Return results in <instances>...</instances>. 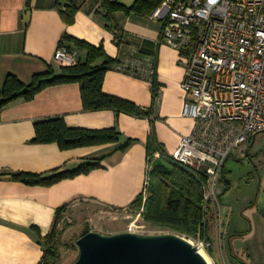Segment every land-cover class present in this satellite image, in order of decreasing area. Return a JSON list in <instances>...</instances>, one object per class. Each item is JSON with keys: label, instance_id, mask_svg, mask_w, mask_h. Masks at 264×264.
<instances>
[{"label": "crops", "instance_id": "1", "mask_svg": "<svg viewBox=\"0 0 264 264\" xmlns=\"http://www.w3.org/2000/svg\"><path fill=\"white\" fill-rule=\"evenodd\" d=\"M115 1L128 7L136 2ZM69 10L73 11L72 22L66 19L70 18ZM161 31L162 22L152 15L119 10L108 18L102 0H0V88L10 73L26 84L50 68L60 73L63 65L54 60L58 45L63 42L76 47L85 56L87 50L74 41L78 39L103 46L107 55L117 61L106 72V93L130 100L142 109H153L150 117L114 109L89 111L84 108L81 85L65 83L48 86L31 100H14L1 110L0 264H40L44 237L52 231L57 210L64 205L128 207L141 193L148 192L147 142L152 132L169 156L177 149L181 136L192 133L195 121L183 112L186 93L182 87V56L159 42ZM133 59L153 65L155 81L119 68ZM103 61L98 59L99 63ZM54 117H63L70 127H115L122 138L120 142L72 149H62L55 142H33L35 123ZM261 136L264 133L244 144L250 147L243 152L249 155ZM128 138L136 141L126 151H120V144ZM161 156L157 152L154 158ZM101 158L102 167L48 186L11 177L17 172L44 174L61 167L73 169L85 160ZM209 214V228L217 226L221 215L224 241L233 259L239 264H264V208H250L252 227L239 237V232H228L229 220H224L221 209L219 214L211 208Z\"/></svg>", "mask_w": 264, "mask_h": 264}, {"label": "built area", "instance_id": "2", "mask_svg": "<svg viewBox=\"0 0 264 264\" xmlns=\"http://www.w3.org/2000/svg\"><path fill=\"white\" fill-rule=\"evenodd\" d=\"M152 17L162 22L159 42L182 56L183 112L195 121L171 158L203 177L208 214L211 208L220 214L217 187L227 160L264 133V0H162ZM81 57L78 48L63 42L54 53L63 66ZM119 68L151 80L156 76L153 65L137 59ZM196 245L212 243L202 239Z\"/></svg>", "mask_w": 264, "mask_h": 264}, {"label": "trees", "instance_id": "3", "mask_svg": "<svg viewBox=\"0 0 264 264\" xmlns=\"http://www.w3.org/2000/svg\"><path fill=\"white\" fill-rule=\"evenodd\" d=\"M162 0H136L128 7L115 0H102V7L109 18L115 11L152 15ZM63 12V11H62ZM72 10L67 11L72 22ZM73 39L72 37L65 36ZM76 45L86 49L78 64L62 66L60 73L55 74L51 68L45 74H37L32 83H24L17 75L10 73L6 82L0 88V112L9 103L19 98L31 100L44 88L65 83H79L82 90L84 108L89 111L114 109L142 117H150L153 109H142L134 102L108 94L103 89L104 78L109 69L117 65V61L109 57L103 46H95L75 39ZM103 58L102 63L98 59ZM155 81V79H154ZM158 95L157 92L154 93ZM36 134L32 139L35 143H58L62 149H72L82 146L101 145L120 142L122 133L117 128L85 129L70 127L63 117L39 120L35 123ZM136 140L128 138L119 146L120 151H126ZM147 148L149 162L152 164L150 174L149 196L145 202L144 215L146 220L156 226L168 227L176 231L196 236L200 230L205 235V220L208 216L206 209L205 187L203 177L199 178L172 160L162 145L158 142L155 132H152ZM162 156L155 159V153ZM101 159H89L81 162L75 168L61 167L44 174L26 172L11 173L15 180L27 184L52 185L63 179L73 178L82 173H88L102 167ZM1 179V176H0ZM144 194L141 193L129 206L140 210ZM64 205L57 210V217L52 231L44 237L45 251L40 264H56V225L60 214L65 210ZM88 233V232H86Z\"/></svg>", "mask_w": 264, "mask_h": 264}, {"label": "rangeland", "instance_id": "4", "mask_svg": "<svg viewBox=\"0 0 264 264\" xmlns=\"http://www.w3.org/2000/svg\"><path fill=\"white\" fill-rule=\"evenodd\" d=\"M250 145H241L235 149L233 156L226 162L220 176L217 192L224 220H229L227 230L230 234L252 227L251 207L264 208V136L250 148V154L243 152ZM149 196L146 192L140 210L131 206L125 208L108 207L105 205L88 204L80 207L69 206L60 214L56 225V238L53 241L56 248V264H73L80 256L78 240L90 231L114 234L123 231L138 233L175 232L199 244L205 239L212 243L204 252L212 264H239L230 255L227 242L224 241L222 223L217 226L205 227V235L200 230L196 236L188 235L168 227L156 226L149 223L144 215L145 202ZM229 215V216H228ZM211 215L209 214V217ZM207 217V219L209 218ZM222 222V221H221Z\"/></svg>", "mask_w": 264, "mask_h": 264}, {"label": "water", "instance_id": "5", "mask_svg": "<svg viewBox=\"0 0 264 264\" xmlns=\"http://www.w3.org/2000/svg\"><path fill=\"white\" fill-rule=\"evenodd\" d=\"M78 245L73 264H211L193 241L175 232L90 231Z\"/></svg>", "mask_w": 264, "mask_h": 264}, {"label": "bare ground", "instance_id": "6", "mask_svg": "<svg viewBox=\"0 0 264 264\" xmlns=\"http://www.w3.org/2000/svg\"><path fill=\"white\" fill-rule=\"evenodd\" d=\"M201 252L206 256L205 252H204V249L203 248H200ZM207 257V256H206ZM210 261V259H208ZM210 263L212 264V262L210 261Z\"/></svg>", "mask_w": 264, "mask_h": 264}]
</instances>
